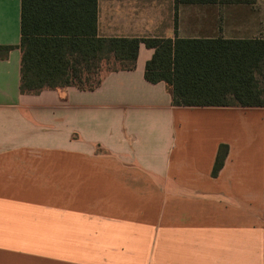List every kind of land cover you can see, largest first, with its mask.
Segmentation results:
<instances>
[{
  "label": "crops",
  "instance_id": "0c3cea01",
  "mask_svg": "<svg viewBox=\"0 0 264 264\" xmlns=\"http://www.w3.org/2000/svg\"><path fill=\"white\" fill-rule=\"evenodd\" d=\"M97 6L100 37L264 40V0ZM21 25L0 0V264H264V107L175 106L144 44L95 90L22 94Z\"/></svg>",
  "mask_w": 264,
  "mask_h": 264
},
{
  "label": "trees",
  "instance_id": "16d2710c",
  "mask_svg": "<svg viewBox=\"0 0 264 264\" xmlns=\"http://www.w3.org/2000/svg\"><path fill=\"white\" fill-rule=\"evenodd\" d=\"M97 3L22 0V94L69 86L95 90L108 73L135 70L144 44L154 50L145 78L165 82L175 106L264 107V40L100 37ZM228 150L220 145L213 176Z\"/></svg>",
  "mask_w": 264,
  "mask_h": 264
}]
</instances>
